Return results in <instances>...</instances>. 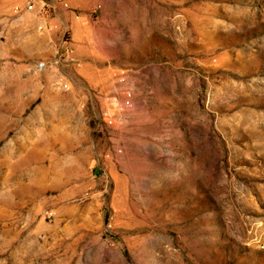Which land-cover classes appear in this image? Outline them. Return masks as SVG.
I'll list each match as a JSON object with an SVG mask.
<instances>
[{"label": "rangeland", "instance_id": "1", "mask_svg": "<svg viewBox=\"0 0 264 264\" xmlns=\"http://www.w3.org/2000/svg\"><path fill=\"white\" fill-rule=\"evenodd\" d=\"M45 1L0 0V264H264V0Z\"/></svg>", "mask_w": 264, "mask_h": 264}, {"label": "built area", "instance_id": "2", "mask_svg": "<svg viewBox=\"0 0 264 264\" xmlns=\"http://www.w3.org/2000/svg\"><path fill=\"white\" fill-rule=\"evenodd\" d=\"M58 3H60V5L65 8L68 9L69 8V0H55ZM51 3H47L45 0H21V5L17 7V9L21 10V11H26V12H32V13H38L40 15H44L47 13V9L51 8ZM41 29H43V27H40ZM38 66L43 69L46 67V63L45 61H41L39 62ZM130 97L131 94L128 95V99H127V103H130Z\"/></svg>", "mask_w": 264, "mask_h": 264}]
</instances>
